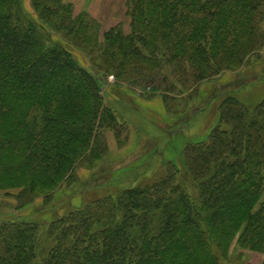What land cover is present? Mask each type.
<instances>
[{
	"label": "trees",
	"instance_id": "obj_1",
	"mask_svg": "<svg viewBox=\"0 0 264 264\" xmlns=\"http://www.w3.org/2000/svg\"><path fill=\"white\" fill-rule=\"evenodd\" d=\"M125 3L129 32L117 24L102 41L95 20L74 16L63 0H31V7L87 55L92 71L113 74L132 93L147 90L143 99L159 98L169 115V94L197 98L201 85L264 49V0ZM17 6L0 0V191H16L26 208L63 185L77 187L78 170L108 155L107 134L122 148L130 128L106 105L96 76L24 23ZM180 157L197 186L195 202L168 160L172 171L162 180L82 198L44 231L0 223V264H219L212 247L226 257L233 242L264 264V100L247 107L224 98L216 124Z\"/></svg>",
	"mask_w": 264,
	"mask_h": 264
},
{
	"label": "rangeland",
	"instance_id": "obj_2",
	"mask_svg": "<svg viewBox=\"0 0 264 264\" xmlns=\"http://www.w3.org/2000/svg\"><path fill=\"white\" fill-rule=\"evenodd\" d=\"M17 2V12L21 20L24 23H32L48 44L65 49L82 67L96 76L102 85L106 105L112 106L126 118L133 119V115L127 111L126 106L128 104L136 105L140 99L146 97L147 90L137 89L132 93L129 88L118 87L117 79L113 74H97L92 71L90 69V59L82 50L75 48L60 34L49 30L37 20L31 7V0H17ZM63 2L73 7L74 16L86 13L95 20L98 25L97 38L99 41H102L104 32L117 24H121L125 34L129 32L130 20L126 15L125 0H63ZM168 96V110L171 112L168 115L173 118L169 122L159 117L155 112L157 117L150 112L139 109L137 115L145 120L148 127H152V124L156 122L155 120H157V124L168 123L169 126H172L176 119H180L179 122L182 121L184 129L187 128L186 133L189 134L188 129L191 128L190 132H194L195 128L193 126H196L200 136H197L192 142L197 144L205 138L216 124L218 108L224 98L234 97L247 107H255L264 100V49L252 53L241 67L224 71L211 79L209 83L201 85L199 97L197 98H195L196 96L192 99L188 98V92L180 95L169 94ZM145 132L147 133V131ZM155 136L156 133L153 134V137L149 135L148 140L152 144L157 141ZM107 137L111 144L108 155L102 161L95 163L92 169L78 170L77 187L73 184L63 185L51 195V200L46 201L43 197H39L26 208L18 207L19 204L13 195L16 191H0V223L14 220L26 221L39 224L41 231H44L48 221L54 217L60 218L67 215L76 206H79L82 198L86 203L109 195H116L125 188L144 187L162 180L172 171L170 165H166L165 162L167 159L174 157L179 147L171 149L168 154H164V160L160 164V161L158 163L143 161L145 157H147L146 160H149L154 156L153 154L147 156V153L144 154L139 149L136 150L137 154H132V156L128 155L129 153L126 154L127 151L122 150L125 147L114 146L112 136L107 134ZM175 142L173 141L172 144ZM131 151L132 149L128 150V152ZM182 159L183 157H177L172 162L175 166L174 170L177 172L176 183L189 195L192 202H195L197 186L188 175ZM146 164L148 169L144 176H139L140 178L138 177L128 183V180L134 174L139 175L140 170ZM126 167H134L133 169L136 170H134V173H130L126 170ZM74 188H76L75 193L72 192ZM42 246L48 247L46 244ZM212 248V251L218 257L219 264L263 263L261 254L241 249L236 242L232 243L226 257H223L214 247Z\"/></svg>",
	"mask_w": 264,
	"mask_h": 264
},
{
	"label": "crops",
	"instance_id": "obj_3",
	"mask_svg": "<svg viewBox=\"0 0 264 264\" xmlns=\"http://www.w3.org/2000/svg\"><path fill=\"white\" fill-rule=\"evenodd\" d=\"M126 108L127 111L133 115V119L130 120L129 118H126L125 116L121 115L125 120L128 121L130 128L129 142L122 150L127 151L126 154L129 153L128 155L130 156H132V154L135 153L137 154L136 150L138 149L141 150V152L143 151L144 154L147 153V156L153 154L154 156L153 158L146 160L147 157H145L143 161L146 162L149 161L155 163H158L160 161L161 164L162 160H164L163 159L165 156L164 154H168L170 153L171 149H175L179 147V150L174 155V157L172 158L169 157L170 159H167V161L173 159L175 160V158L181 155L188 142L193 141L195 140V138H197V136H200V134H198L199 132L197 131L196 126H193L195 128L194 132H190L191 128H189L188 129L189 134H187L186 133L187 128H185L186 130L184 129V126L182 125V121L179 122L180 119H176L172 126H169L168 123H164L163 125L157 124L156 123L157 120H155L156 121L155 124H152L153 125L152 127H148L145 124V120H143L141 117H139V115H137V110L139 109L141 111L145 110L146 112L148 113L150 112L151 114H153V116L155 117H157V115L155 114L157 113L159 117L165 119L168 122L171 119H173L167 114L164 104L159 98H153L151 100H145L142 98L139 100L138 103H136V105L128 104ZM145 131H147V133ZM154 133H156L155 138L157 141L155 144H152L148 139H149V135L153 137ZM111 138L113 143L114 142L113 137ZM173 141L176 142L172 144ZM107 143H108V147L111 148V144L108 140V137H107ZM115 145L116 144L114 142V146ZM129 149H132V151L128 152ZM147 166H148L147 164L144 165L143 168L140 170L139 175L136 176V174H134V176H132L128 180V183L130 181H134L139 176H144L146 170L148 169ZM126 168H127L126 170L130 171V173H134V170H136L133 169L134 167H129V168L126 167Z\"/></svg>",
	"mask_w": 264,
	"mask_h": 264
}]
</instances>
